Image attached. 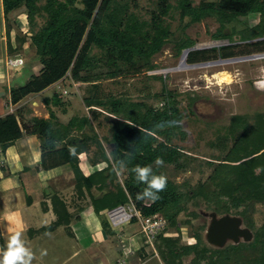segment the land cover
I'll use <instances>...</instances> for the list:
<instances>
[{"label":"trees","instance_id":"1","mask_svg":"<svg viewBox=\"0 0 264 264\" xmlns=\"http://www.w3.org/2000/svg\"><path fill=\"white\" fill-rule=\"evenodd\" d=\"M41 1L1 0L3 17L24 8L31 47L41 65L39 71L22 84L9 88L11 105H17L29 95L41 93L69 76L73 83L87 86L82 103L89 111L94 108L104 113L109 123V135L100 137L96 132L100 124L96 128L92 124L100 117L98 112H93V120L85 115H75L63 124L51 110L46 119L27 118L25 115L30 113L29 109L18 107L0 117V145L3 151L25 135L36 136L40 143L41 166L51 170L69 165L74 190L79 195L84 192L90 195V203L96 214L130 202L144 217L162 213L167 225L155 240V250L162 264H264V224L256 228L250 217L256 204H264V113L253 117L232 116L230 125L240 134L222 160L207 162L212 167L207 179L193 187L167 179L166 189L159 193L160 199L155 202L138 200L137 193L145 185L137 183L130 171L118 167L119 160H124L128 169L137 164H150L156 174H162L163 165H171L179 171L187 167L186 154L171 143L172 138L181 133L178 124L181 115L171 92L162 89L160 97L164 105L156 110L125 97L98 96L99 78L97 74L92 75L98 69L99 62L92 54L93 47L103 53L114 75H138L142 70H154L152 58L171 36L165 19L174 9L172 0H154V8L147 20L130 10L135 0H43L38 5ZM177 8L180 20L188 19V23H198L205 17L218 15L220 24L212 34L215 41L233 42L232 35L225 33L228 18L255 13L264 17V0H219L203 2L197 7L188 0H179ZM38 14L44 18V22L35 29ZM256 28L258 25L251 30ZM250 37L262 38L264 35H251L248 30L241 32L242 41L250 40ZM25 42L26 37L22 36L14 49L7 42L10 54H18ZM194 45L188 38L176 45L177 55L189 50L186 55L189 65L207 62L213 55L221 60L231 59L234 57L232 48L236 47L229 45L219 49L191 50ZM252 45L255 49L264 48V40ZM199 52H203L204 57L198 60L195 55ZM153 77L162 79L160 76ZM44 101L48 107H61L64 104L56 93ZM70 146L76 147L75 156L69 154ZM81 154L87 156L91 167L105 166L84 175L80 169ZM157 157L162 158L163 165L154 163ZM121 176L123 178L120 180ZM93 190L97 191L96 195L92 194ZM198 199L204 202L210 213L217 216L237 211L236 215L252 233V240L215 248L204 242L201 228L193 234V243L181 244V223L177 219L187 211L189 203ZM60 204L63 210L54 209L57 220L39 231H51L65 221L62 215L65 216L66 209L62 202ZM190 215L196 216L194 213ZM102 226L110 236L116 237L106 219L102 221ZM170 228L175 230V236L167 234ZM187 257L190 260L185 263L184 258Z\"/></svg>","mask_w":264,"mask_h":264},{"label":"rangeland","instance_id":"2","mask_svg":"<svg viewBox=\"0 0 264 264\" xmlns=\"http://www.w3.org/2000/svg\"><path fill=\"white\" fill-rule=\"evenodd\" d=\"M178 1H171L174 9L165 19L171 36L162 50L152 58L155 66L154 70L147 72L142 70L138 75H114L110 68V63L108 61L106 63L103 53L93 47L92 54L98 58L99 62L98 69L92 75L97 74L99 78L98 96L102 98L108 96L125 97L133 102H143L156 110L164 105L160 97L162 89L166 88L171 92L176 99V106L181 115L178 121L181 133H177L172 138L171 143L186 154L187 167L185 170L179 171L171 165H163L161 173L168 180L177 184L187 183L190 187H193L198 182L205 181L211 173L212 167L208 166L207 162L222 160L240 134V131L231 127V117L234 115L253 117L255 114L264 113V90H259L256 87V82L264 79V58H252L253 56L264 55V50H262L264 48L255 49L252 45L256 41L264 40V37H250V40L244 41L240 39L241 32L247 30L251 35L252 33L264 35V17L262 18L255 13L244 17L230 18V20L228 18L225 22V33L232 35L233 42L228 40L215 41L212 38V34H214L220 24L219 16L211 15L203 18L198 23H188V19L181 21L179 18L180 11L177 8ZM188 1L192 6L197 7L203 2H218L219 0ZM42 3L43 0L38 5ZM153 6L154 0H135V3L130 6V10L135 12L140 18L147 20L149 12L154 8ZM40 13L42 12L40 11ZM24 14L25 10L21 8L11 12L7 17L0 15V96L5 98L8 91L7 75L13 76L18 72L14 68H7L5 65L6 60L21 58L23 66L28 68L31 74L37 73L41 68L38 57L31 47L29 25ZM43 22L44 18L39 14L36 15L35 29L40 27ZM256 25H258V29L251 30ZM22 36L26 37L25 44L20 47L18 54H10L7 42H10L13 49L15 46L17 48L19 38ZM185 38L195 43V50L219 49L229 45H236V47L232 48L234 57L229 59V61H221L219 57L213 55L207 61L208 64L202 66H191L186 63L185 59V64L188 68L179 71L182 57L186 52L182 51L180 55H177L176 45ZM203 57V52L195 55L198 60ZM223 72L230 76L231 82L229 84L220 82L219 74ZM153 76H160L162 79H157ZM20 83V81H16L12 82L11 85L17 86ZM86 87L85 84L73 83L67 76L58 89L56 86L48 88L36 99L42 102L45 95L51 96L53 92L57 91L58 96L62 100L70 103L69 113L62 117L64 120L68 119L72 114L85 115L93 120V112H98L97 114H100V117L93 120L92 124L96 128L99 123L100 128L97 127L96 132L100 137H106L109 135V123L105 120L104 113L94 108L89 111L82 103ZM26 106L29 107V103L22 107ZM40 110V113L44 114L47 109L41 106ZM55 110L57 113L59 112L58 109ZM122 178L123 176L120 177V180ZM190 213H194L196 216L192 217ZM209 214H211L210 211L200 199L188 204L187 211L180 214L177 219L181 223V244L193 243V234L199 232L202 228L200 230L202 238L208 246H211L205 239L206 229L210 223ZM236 214L237 211L232 212L230 216L239 217ZM104 215L106 217L105 213ZM218 217L221 216L219 215ZM250 217L256 228L263 225L264 204H256L250 213ZM187 221L190 223H185ZM128 226L126 230L127 233H130ZM242 227L246 228L243 221ZM174 233V229H168L167 234L169 236H175ZM137 236L140 241V234L138 233ZM140 243L142 242L140 241ZM229 244H233V242L227 241L226 245ZM69 247L66 252H60L57 259L45 263L94 264L93 261L88 262L83 255H81V258L72 255ZM120 250L121 247L118 246V258L116 261L114 260L115 262L113 261V264L121 258ZM139 252L138 254L141 257ZM143 252L145 257H141V259L149 258L152 264H162L158 256H153V251L150 247L145 246ZM189 260L190 257L184 258L185 263L189 262Z\"/></svg>","mask_w":264,"mask_h":264},{"label":"crops","instance_id":"3","mask_svg":"<svg viewBox=\"0 0 264 264\" xmlns=\"http://www.w3.org/2000/svg\"><path fill=\"white\" fill-rule=\"evenodd\" d=\"M0 15H2L1 0ZM23 67L22 65L16 69L18 72L13 76L6 77L8 91L6 98L0 96V117L27 103L30 107L29 109L26 106L30 112L25 115L27 118L46 119L51 110L58 121L65 124L72 116L79 115L72 114L66 120L62 118L69 113L70 103L65 100H62L64 104L61 107L51 105L48 107L45 104L44 100L49 99L54 93L57 94V91L51 96L45 95L42 102L36 99L48 88L56 86L58 89L65 79L51 85L41 93L27 96L17 105H11L8 94L9 88L13 87L11 83L20 81L22 84L35 74H31L28 68ZM41 106L47 109L44 114L40 113ZM55 109L59 112L57 113ZM4 155L6 167L0 181V248H4L8 237L18 231L22 233L26 246L34 253L35 258L32 264L52 262L57 259L60 252H66L68 246L72 255L78 258L83 255L88 262L93 261L94 264H110L111 262L113 264V261L117 260V247L120 245L115 236H110L103 229L102 221L106 219L104 213L94 212L88 193L79 195L74 190L73 174L69 165H62L51 170L44 169L40 164V143L36 136L25 135L13 141L4 151ZM79 160L80 169L84 175L105 166L100 164L94 168L91 167L85 154L79 155ZM92 194L96 195L97 191L93 190ZM60 202L66 209L65 216L62 215V220L65 221L51 231H39L57 220L54 209L63 210ZM109 227L113 231L111 226ZM137 230L138 226L135 224L128 226V231L133 234L129 239L133 254L129 256L127 262L129 261L128 264H150L149 258L141 259L145 256L143 249L140 248ZM42 252H46V255H41Z\"/></svg>","mask_w":264,"mask_h":264},{"label":"built area","instance_id":"4","mask_svg":"<svg viewBox=\"0 0 264 264\" xmlns=\"http://www.w3.org/2000/svg\"><path fill=\"white\" fill-rule=\"evenodd\" d=\"M5 65L7 68L18 69L23 65V60L21 58H10L6 60ZM5 167L6 158L0 145V181L3 177ZM105 214L121 247L122 256L115 264H128L127 259L133 254L132 245L129 242L133 234L127 233L126 230V227L132 224L138 226L137 233L140 234V241L142 242L140 248L143 249L145 246L150 247L153 251V256H158L155 250V240L167 225L166 219L162 213L144 217L134 204L130 202L126 205L108 210Z\"/></svg>","mask_w":264,"mask_h":264},{"label":"clouds","instance_id":"5","mask_svg":"<svg viewBox=\"0 0 264 264\" xmlns=\"http://www.w3.org/2000/svg\"><path fill=\"white\" fill-rule=\"evenodd\" d=\"M256 87L259 90H264V79L258 80ZM162 126L157 125V127ZM69 154L76 155L75 146L69 147ZM154 163L161 166L163 160L157 157ZM117 164L119 168L130 171L137 183L145 185L143 190L137 193L138 200L148 199L155 202L160 199L159 193L167 187V177L165 175L156 174L150 164L144 166L137 164L131 169L127 168V163L124 160H119ZM41 255H46V252H42ZM34 258L33 251L26 246L25 241L22 239V233L18 231L8 237L4 248H0V264H32Z\"/></svg>","mask_w":264,"mask_h":264},{"label":"water","instance_id":"6","mask_svg":"<svg viewBox=\"0 0 264 264\" xmlns=\"http://www.w3.org/2000/svg\"><path fill=\"white\" fill-rule=\"evenodd\" d=\"M196 48H191L194 50ZM189 50H185L188 53ZM186 53V55H187ZM221 61H229L221 60ZM206 63H199L191 66H202ZM210 223L206 229V242L216 248H223L227 241L238 244L239 242H249L252 240L250 230L242 227V220L236 216L224 215L218 217L215 213L209 214Z\"/></svg>","mask_w":264,"mask_h":264},{"label":"bare ground","instance_id":"7","mask_svg":"<svg viewBox=\"0 0 264 264\" xmlns=\"http://www.w3.org/2000/svg\"><path fill=\"white\" fill-rule=\"evenodd\" d=\"M187 53V52H186ZM252 58H255V59H263L264 58V55H261V56H253ZM185 59H186V54L183 55L182 57V60H181V65H180V68L178 69L179 71L180 70H183L185 68H188L185 64ZM164 72H168V71H164ZM220 76V82L221 83H226V84H229L231 82V78L230 76L227 74V73H220L219 74Z\"/></svg>","mask_w":264,"mask_h":264}]
</instances>
